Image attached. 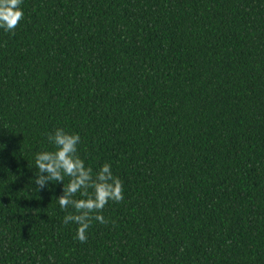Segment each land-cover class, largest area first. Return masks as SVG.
I'll return each instance as SVG.
<instances>
[{
	"label": "trees",
	"instance_id": "trees-1",
	"mask_svg": "<svg viewBox=\"0 0 264 264\" xmlns=\"http://www.w3.org/2000/svg\"><path fill=\"white\" fill-rule=\"evenodd\" d=\"M23 10L0 30V264H264V0ZM56 128L124 186L84 243L34 184Z\"/></svg>",
	"mask_w": 264,
	"mask_h": 264
},
{
	"label": "clouds",
	"instance_id": "clouds-1",
	"mask_svg": "<svg viewBox=\"0 0 264 264\" xmlns=\"http://www.w3.org/2000/svg\"><path fill=\"white\" fill-rule=\"evenodd\" d=\"M23 0H0V30L13 33L24 20ZM52 150H43L35 154L34 174L37 190H51L55 185H62V195L57 198L61 210L69 208L74 212L65 215V225L76 224L75 238L84 243L88 239V230L92 221L106 224L102 215L105 206L110 202L124 200V186L116 177L110 163H104L94 170L79 155L81 137L79 133L56 128L48 136ZM65 178L68 183L65 185ZM80 198L77 199L76 197ZM53 261L52 257H49Z\"/></svg>",
	"mask_w": 264,
	"mask_h": 264
}]
</instances>
